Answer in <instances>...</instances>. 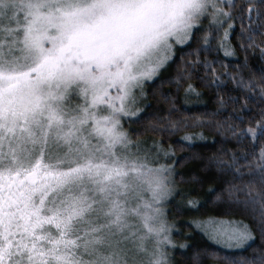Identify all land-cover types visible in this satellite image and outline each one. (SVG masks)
<instances>
[{
  "label": "snow or ice",
  "instance_id": "obj_1",
  "mask_svg": "<svg viewBox=\"0 0 264 264\" xmlns=\"http://www.w3.org/2000/svg\"><path fill=\"white\" fill-rule=\"evenodd\" d=\"M214 52L264 61V0H0V264H175L186 212L188 264H264V75Z\"/></svg>",
  "mask_w": 264,
  "mask_h": 264
},
{
  "label": "trees",
  "instance_id": "obj_2",
  "mask_svg": "<svg viewBox=\"0 0 264 264\" xmlns=\"http://www.w3.org/2000/svg\"><path fill=\"white\" fill-rule=\"evenodd\" d=\"M238 58L234 57H225L221 52L219 53H212L211 55L208 56L209 60L215 59L216 60V67L218 68V75L221 76L222 79H225L227 75L229 74H237V73H242L245 78L248 76H253L257 80L261 77V75H264V61H262L259 58V53H256L255 55L249 54L248 58V67L244 68L242 67V64L244 62V54L243 53H238L237 54ZM221 62L223 63L224 67H221ZM181 62L177 60L176 64H174L168 72L165 73L164 79L167 80L169 78L175 77L177 70H178V65ZM156 86L159 87V83H156ZM231 87V85H229ZM163 91H169V86L167 84H164L163 86ZM148 91L150 92L151 89L149 88ZM174 92L175 89H172ZM233 95L236 93L233 92ZM210 100V94H206L203 99L199 102H190L189 105H185V102L183 100V94L181 93V98H180V103L179 106H184L185 111H188V108L190 106H195L199 110L203 111L205 108L208 110H211L212 104L211 103H206ZM156 107V104L152 102V107L149 108L147 111L151 113L152 109ZM189 114H191L189 112ZM146 137L149 139H160V136H151V134H146ZM178 137H172L171 139L168 140V143H171L173 140H178ZM215 137L209 133L207 134V139L206 142H197L196 145V150L201 152V153H210L214 151L215 146L213 145V140ZM188 153L186 151H177V156H184L187 155ZM196 166L194 164H188L187 166L180 167L178 168V171L181 172L182 174H189L193 168ZM183 187L187 188V185H184ZM207 187V186H206ZM200 199L201 202L203 203L204 200V195L203 193H200ZM219 209H215L211 206L210 203L204 204V206L201 208V213H207V214H215ZM194 215H197L195 212H186L184 216L178 218V223L181 225L180 228V233L175 234L174 233V240L177 244L181 243H187L190 247L187 250H178L177 254L175 255V264H188L187 258L190 257L196 250L198 249H210V250H215L220 253V255H225L226 250L222 248H218L216 245H214L210 240H208L205 236L201 235L199 232H197L195 229L190 228V227H183V225L189 221ZM257 243H259V240H257ZM183 251L184 255L181 256L179 253ZM205 264H213L212 261H205Z\"/></svg>",
  "mask_w": 264,
  "mask_h": 264
},
{
  "label": "rangeland",
  "instance_id": "obj_3",
  "mask_svg": "<svg viewBox=\"0 0 264 264\" xmlns=\"http://www.w3.org/2000/svg\"><path fill=\"white\" fill-rule=\"evenodd\" d=\"M222 53V52H221ZM223 54V53H222ZM164 75H165V73H164Z\"/></svg>",
  "mask_w": 264,
  "mask_h": 264
}]
</instances>
